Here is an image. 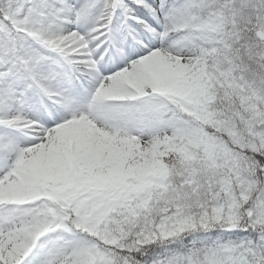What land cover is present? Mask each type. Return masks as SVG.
Masks as SVG:
<instances>
[{
    "label": "snow or ice",
    "instance_id": "obj_1",
    "mask_svg": "<svg viewBox=\"0 0 264 264\" xmlns=\"http://www.w3.org/2000/svg\"><path fill=\"white\" fill-rule=\"evenodd\" d=\"M0 264H264V0H0Z\"/></svg>",
    "mask_w": 264,
    "mask_h": 264
}]
</instances>
